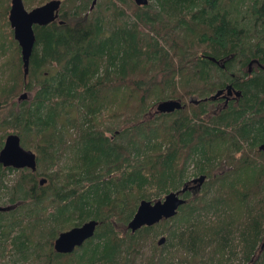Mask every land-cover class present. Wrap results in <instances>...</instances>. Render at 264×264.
<instances>
[{
	"label": "trees",
	"instance_id": "obj_1",
	"mask_svg": "<svg viewBox=\"0 0 264 264\" xmlns=\"http://www.w3.org/2000/svg\"><path fill=\"white\" fill-rule=\"evenodd\" d=\"M10 2L0 0V148L18 134L36 168L0 163V255L11 258L0 264H264V68L245 72L264 65V0H61L62 23L33 25L25 76ZM228 84L241 96L213 113L209 96ZM117 93L120 110L105 109ZM170 98L183 106L156 110ZM104 110L117 121L101 126ZM191 162L205 180L176 214L128 228L141 199L195 177ZM91 218V237L54 249Z\"/></svg>",
	"mask_w": 264,
	"mask_h": 264
},
{
	"label": "water",
	"instance_id": "obj_2",
	"mask_svg": "<svg viewBox=\"0 0 264 264\" xmlns=\"http://www.w3.org/2000/svg\"><path fill=\"white\" fill-rule=\"evenodd\" d=\"M96 0H92L91 7ZM136 4H146L148 0H134ZM61 0H47L46 2L26 8L22 0H11L8 12V19L13 28L14 38L18 41L21 50V58L23 64L24 76L28 71L29 56L35 41L34 24H47L54 20L59 23L63 22V18L59 16V7ZM211 60L218 61L215 57L210 56ZM251 63V62H250ZM264 68V65H263ZM227 92L231 93V84L226 85ZM223 88L218 89L209 98H215ZM238 93V91H236ZM27 92L23 91L18 96V99L25 98ZM207 99V98H203ZM199 100H194L198 102ZM183 106L177 99H165L156 104V110L160 112L172 111L175 108ZM0 163L4 166H12L14 168L28 167L31 170L36 168V153L31 148L24 147L20 142V137L14 132H10L5 136L3 145L0 148ZM45 177L40 179L43 184ZM205 180V174H199L189 181L197 182L200 185ZM187 189L186 184L178 189L171 190L164 194L162 198L155 200L141 199L136 207L130 220L127 222V227L132 231L138 229L142 225H151L158 222L162 218H169L176 214L179 205L185 202V198L179 193ZM98 224L96 219H88L80 225L72 226L58 233L53 241L54 249L58 252H71L76 246H80L87 238L94 233L95 227ZM165 236H160L158 243H162ZM264 247V237L261 244Z\"/></svg>",
	"mask_w": 264,
	"mask_h": 264
},
{
	"label": "rangeland",
	"instance_id": "obj_3",
	"mask_svg": "<svg viewBox=\"0 0 264 264\" xmlns=\"http://www.w3.org/2000/svg\"><path fill=\"white\" fill-rule=\"evenodd\" d=\"M8 54L6 55V58H7ZM4 58V60L6 59ZM9 63V62H8ZM123 96H120L119 93L115 94L114 97H113V100L108 103L105 107V109L108 110L109 109H117V110H120V107H119V104L122 102ZM117 107V108H116ZM104 114H102V116L99 118L98 122L100 123L101 126L105 125V124H109V123H113L115 122L116 119L119 118V116H116L114 114H112L111 112H106L104 110ZM117 121V120H116ZM32 149V148H31ZM34 150V149H33ZM225 168L227 167V163L225 161H223L221 164H219L218 168ZM218 170V169H216ZM197 173L196 171V168L194 166V163H190L188 166H187V170H186V175H187V178H190L192 176H195ZM15 176V173L14 172H10L7 176V178H5V181L6 182H11L12 179L14 178ZM164 196V195H163ZM2 199L0 200V206L2 205ZM160 228V227H159ZM165 227H162L161 229H164ZM161 235H165V233H160L158 234V236L156 237L157 239L161 236ZM150 249V244H146V247H145V253H147ZM5 254L4 255H0V263L3 262V263H9L11 261V258H10V254L6 253V251L4 252ZM141 262V261H140ZM17 264H38V262L36 261H29V262H18ZM172 264H176L175 262L172 263ZM233 264H240L239 260H233Z\"/></svg>",
	"mask_w": 264,
	"mask_h": 264
},
{
	"label": "flooded vegetation",
	"instance_id": "obj_4",
	"mask_svg": "<svg viewBox=\"0 0 264 264\" xmlns=\"http://www.w3.org/2000/svg\"><path fill=\"white\" fill-rule=\"evenodd\" d=\"M215 62H217L222 67L224 66L222 60H218ZM257 67L263 68V64L260 63L258 60L254 59L251 61V63L249 62L247 64L245 72L248 74H252ZM236 91H238V93H236ZM240 96H241V90L240 89L233 86V88H231V93H228L226 85H225V87L223 88V91L221 93H219L215 98H211L213 100V104H212L213 113L216 110H222L223 108H226L230 102L237 101ZM202 183L200 185H198L197 182L187 181L186 183L183 184V186L186 184L187 189L183 192H180L179 195L184 197L183 196L184 192H186L188 190L198 189L201 187ZM182 187H180V188H182Z\"/></svg>",
	"mask_w": 264,
	"mask_h": 264
}]
</instances>
